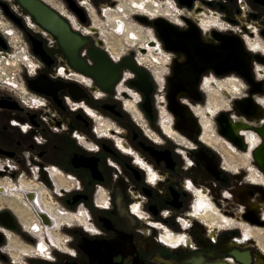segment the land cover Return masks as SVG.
Returning a JSON list of instances; mask_svg holds the SVG:
<instances>
[{
    "label": "flooded vegetation",
    "instance_id": "af4514ba",
    "mask_svg": "<svg viewBox=\"0 0 264 264\" xmlns=\"http://www.w3.org/2000/svg\"><path fill=\"white\" fill-rule=\"evenodd\" d=\"M41 1L88 40L80 50L88 68L95 65L88 50L100 41L118 76L105 91L70 65L17 0H0V263L17 256L23 264H264V171L254 155L263 139L248 129L234 141L217 121L224 111L233 122L264 125V0H128L130 19L151 30L128 53H113L97 22L103 7L127 0ZM159 19L198 29L209 44L241 40L253 57L252 80L202 71L196 91L178 100L179 119L168 89L186 55L165 49ZM13 43L22 47L9 55ZM11 57L17 74L8 84ZM125 58L149 77L147 109ZM248 99L256 107L250 117L235 109Z\"/></svg>",
    "mask_w": 264,
    "mask_h": 264
},
{
    "label": "water",
    "instance_id": "95a60500",
    "mask_svg": "<svg viewBox=\"0 0 264 264\" xmlns=\"http://www.w3.org/2000/svg\"><path fill=\"white\" fill-rule=\"evenodd\" d=\"M17 1L34 18L40 28L57 39L59 46L74 69L94 76L105 91L110 90L111 83L117 79L118 68L113 66L107 53L101 48L100 41L99 47L94 46L88 50V55L95 63L93 67L88 68L80 56V50L88 43V40L73 30L69 22L59 12L41 0ZM70 8L85 22L81 8L71 2ZM155 27L166 50L186 55L185 62L175 65L173 76L169 80V109L178 117L177 109L181 107L178 101L179 98L182 95H191V92L196 91L199 75L202 71L212 69L217 74L236 72L247 81L250 82L252 80L251 63L253 57L241 40L224 37L220 38V44L213 45L203 42L198 29L195 28H191L187 32L179 31L178 28L162 19L155 22ZM29 39L32 41V49L35 54H39L42 57L46 55V50L41 41L32 35ZM149 45H153V43H149ZM141 52H145V50L141 49ZM123 64L138 74V80L132 82V84L144 93V107L147 109L151 105V83L147 73L142 68L137 67L128 58L124 59ZM29 85L36 92L48 95L52 94L47 90L45 83L34 84L30 82ZM67 85L62 83L59 88L68 87L69 92L74 95V90L71 89V86ZM226 95L229 96L228 93ZM75 97L79 99L82 96ZM246 102L245 106H240L241 104L236 101L235 109L239 114L250 117L256 110L255 102L252 99H248ZM217 121L220 127L219 132L234 141L238 140L237 137H239L238 134L241 130H255L262 137L263 143L255 151L254 155L260 168L264 171V125L261 128H257L248 123L233 122L229 114L224 111Z\"/></svg>",
    "mask_w": 264,
    "mask_h": 264
},
{
    "label": "rangeland",
    "instance_id": "374dc122",
    "mask_svg": "<svg viewBox=\"0 0 264 264\" xmlns=\"http://www.w3.org/2000/svg\"><path fill=\"white\" fill-rule=\"evenodd\" d=\"M114 2H115L114 6H107V7L102 8L101 13L99 14V20L97 19V22L101 24L100 29H101V31L104 32L103 37L110 44L111 43L114 44V49L117 52H120L125 47L126 48V49L124 48L125 52L128 53L130 49H136L137 46L142 45L143 43L148 41L150 39V36H151V30L149 28L143 26V25H139V24L133 22L130 19L129 13L127 11L128 6H130L128 0H127L126 4L121 3L120 1H114ZM107 12H111L112 14H114L117 17V20L119 22L112 20V19L107 20V18H106V16L108 15ZM116 24H118V26L121 25L122 28L120 30H118L119 27H117V29H116L115 28ZM126 27H128L127 30H126ZM10 29H12V28H10ZM129 30H134L136 33H139L138 31H141L140 37L137 40L135 47L127 46L128 44L126 43V41L128 40L127 33L129 32ZM14 35H16V34H14ZM129 39H132V38H130V36H129ZM14 41H15V39H14ZM142 46H144V45H142ZM21 47L22 46L21 45L19 46V43H16V44L13 43V47L11 48V51L8 52V54L9 55L15 54L17 51L21 50ZM6 58H8V57H6ZM147 63H149V62H147ZM6 68H7V66H6ZM154 68H155V66L152 67L151 69H154ZM158 69H160V68H158ZM261 232H263V231L259 230V236L261 238H263V240H264V232H263V235H261ZM261 242H262V239H261ZM12 259L14 262L13 263L11 262L10 264H23L22 259L17 257V256L12 257ZM0 264H2V263H0Z\"/></svg>",
    "mask_w": 264,
    "mask_h": 264
},
{
    "label": "built area",
    "instance_id": "2783aa9c",
    "mask_svg": "<svg viewBox=\"0 0 264 264\" xmlns=\"http://www.w3.org/2000/svg\"><path fill=\"white\" fill-rule=\"evenodd\" d=\"M5 79L8 84H13L16 74H17V66L15 60L11 57L8 60L7 68L4 70Z\"/></svg>",
    "mask_w": 264,
    "mask_h": 264
},
{
    "label": "bare ground",
    "instance_id": "6f19581e",
    "mask_svg": "<svg viewBox=\"0 0 264 264\" xmlns=\"http://www.w3.org/2000/svg\"><path fill=\"white\" fill-rule=\"evenodd\" d=\"M114 18H117L115 15H112V16H110L109 17V19H114ZM120 19V18H119ZM117 27H119L118 25L115 27L116 29H117ZM121 28H119L118 30H120ZM131 29V28H130ZM127 30V29H126ZM126 32V31H125ZM128 34V42H130V41H132L135 37H137V35H139V33H136L134 30H129V32L127 33ZM129 36H130V38H132V39H129ZM126 41V43H128ZM101 45H103L102 44V42H101ZM111 49H112V51H113V53H117L116 52V50L114 49V44H112L111 46ZM106 52V51H105ZM107 53V52H106ZM216 100V98H215V94H214V92H211L210 93V101H215ZM55 177V176H54ZM56 178V177H55ZM59 180V179H58ZM261 235H263V232H261Z\"/></svg>",
    "mask_w": 264,
    "mask_h": 264
}]
</instances>
